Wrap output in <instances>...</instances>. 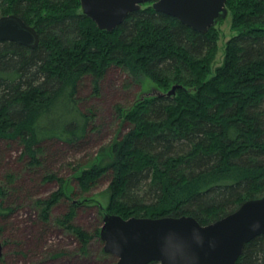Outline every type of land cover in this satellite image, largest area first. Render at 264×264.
<instances>
[{
    "label": "trees",
    "instance_id": "obj_1",
    "mask_svg": "<svg viewBox=\"0 0 264 264\" xmlns=\"http://www.w3.org/2000/svg\"><path fill=\"white\" fill-rule=\"evenodd\" d=\"M149 3L107 31L81 12L79 0H0V16L14 13L39 35L34 48L0 40V163L15 146L31 181L58 183L37 200L45 222L74 193L68 178L47 169L41 175V166L62 152L50 141L87 142L99 127L89 103L111 68L134 81L150 79L164 91L182 87L169 97L116 104V115L131 126L91 163L74 168L76 190L86 193L107 175L108 212L123 218L187 215L200 224L264 196V0H226L235 34L212 74L216 27L198 32ZM17 176L10 172L0 183V232L12 204L34 187L30 180L15 183ZM90 200L69 203L56 219L83 250L93 235L75 217ZM235 264H264V235L245 243Z\"/></svg>",
    "mask_w": 264,
    "mask_h": 264
},
{
    "label": "water",
    "instance_id": "obj_2",
    "mask_svg": "<svg viewBox=\"0 0 264 264\" xmlns=\"http://www.w3.org/2000/svg\"><path fill=\"white\" fill-rule=\"evenodd\" d=\"M81 12L100 30H113L130 12L151 2L155 11L177 18L201 33L225 19L226 0H79ZM0 40L15 41L34 48L39 35L34 26L14 13L0 16ZM167 91L152 86L134 101L169 97L181 88ZM102 225L99 237L103 251L116 257V264H235L245 243L264 235V196L242 202L233 212L208 224L193 216L123 218L100 206ZM2 244L0 242V257Z\"/></svg>",
    "mask_w": 264,
    "mask_h": 264
},
{
    "label": "rangeland",
    "instance_id": "obj_3",
    "mask_svg": "<svg viewBox=\"0 0 264 264\" xmlns=\"http://www.w3.org/2000/svg\"><path fill=\"white\" fill-rule=\"evenodd\" d=\"M147 5L143 4V8ZM215 27L219 36L217 51L211 63V74L222 64L225 44L235 34L231 30L230 14ZM155 85L150 79L134 81L122 70L111 68L101 82L100 92L95 94L94 100H90L89 103L96 108L98 117L94 122L97 121L99 127L94 131L89 129L87 142L76 146L50 141L54 148L61 149L62 152L52 164L41 166L43 168L41 175L47 169L68 178L74 193L69 199L58 202L52 208L46 222L41 218V208L37 200L47 198L57 190L58 183L55 180L31 181L29 170L24 167L25 156L21 157V151L17 150V147L10 148L0 163V183L6 184V175L15 172L18 174L15 183L30 180L31 186L34 187L12 204L14 210L5 218L8 219V225L4 224L0 232L2 244L0 264H116V257L103 251L104 243L99 237L103 222L100 206L108 205L109 178L107 175L102 176L90 191L80 193L76 190L73 172L74 168L85 167L91 163L104 144L114 137H120L130 128L128 122L116 115L114 106L119 104L128 107L142 91ZM89 89L86 88L85 91ZM83 197L92 200L79 205L75 223L93 235L85 250L82 249L76 234L56 221L66 211L69 203L82 201ZM96 231L98 234H95Z\"/></svg>",
    "mask_w": 264,
    "mask_h": 264
},
{
    "label": "flooded vegetation",
    "instance_id": "obj_4",
    "mask_svg": "<svg viewBox=\"0 0 264 264\" xmlns=\"http://www.w3.org/2000/svg\"><path fill=\"white\" fill-rule=\"evenodd\" d=\"M151 3V2H150Z\"/></svg>",
    "mask_w": 264,
    "mask_h": 264
}]
</instances>
